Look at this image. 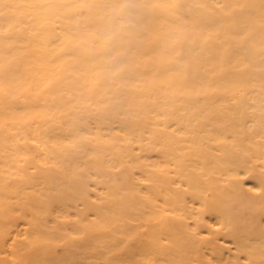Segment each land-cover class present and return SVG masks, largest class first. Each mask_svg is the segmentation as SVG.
Instances as JSON below:
<instances>
[{"label":"bare ground","instance_id":"obj_1","mask_svg":"<svg viewBox=\"0 0 264 264\" xmlns=\"http://www.w3.org/2000/svg\"><path fill=\"white\" fill-rule=\"evenodd\" d=\"M0 264H264V0H0Z\"/></svg>","mask_w":264,"mask_h":264},{"label":"rangeland","instance_id":"obj_2","mask_svg":"<svg viewBox=\"0 0 264 264\" xmlns=\"http://www.w3.org/2000/svg\"><path fill=\"white\" fill-rule=\"evenodd\" d=\"M119 171V170H118ZM122 172V171H121ZM118 173V172H117ZM120 175V173L119 174H117V176H119ZM58 249H59V253H62L63 252V248H62V246H58Z\"/></svg>","mask_w":264,"mask_h":264}]
</instances>
